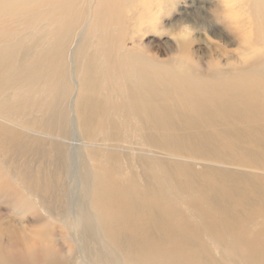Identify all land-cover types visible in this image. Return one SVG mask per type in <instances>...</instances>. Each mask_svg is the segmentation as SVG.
<instances>
[{
  "label": "bare ground",
  "instance_id": "obj_1",
  "mask_svg": "<svg viewBox=\"0 0 264 264\" xmlns=\"http://www.w3.org/2000/svg\"><path fill=\"white\" fill-rule=\"evenodd\" d=\"M136 1L0 0V18L22 19L0 25L4 210L26 225L37 208L65 211L73 227L83 215L75 251L84 264H264V46H256L264 45V0H242L241 19L218 6L214 35L242 50L230 60L217 41L207 44L208 56L219 50L227 63L209 60L206 71L146 53L138 34L155 20L148 9L139 16ZM130 32L136 44L125 47ZM189 39L176 42L193 54ZM188 192L208 202L203 213L165 205ZM88 205L105 252L91 236ZM3 221L0 237L14 252L0 249V264H65L35 254L39 230L20 233L29 254L18 252Z\"/></svg>",
  "mask_w": 264,
  "mask_h": 264
},
{
  "label": "rangeland",
  "instance_id": "obj_2",
  "mask_svg": "<svg viewBox=\"0 0 264 264\" xmlns=\"http://www.w3.org/2000/svg\"><path fill=\"white\" fill-rule=\"evenodd\" d=\"M167 2L168 0H137L134 6L131 5V8L133 9L135 8V10L138 11L139 16L141 15V11L145 12V10L148 9L149 13L147 14L152 19L155 20L154 27H151L145 31L142 30L140 31V34H138L139 36L137 38V41L138 43H141L140 46L141 48L143 46V49L146 50V53L148 52L149 54L153 55V57L159 58L161 60H165L170 57H174L178 61L180 60L182 63L184 60L183 64H187L191 67L196 66L199 70L206 71L209 70L206 67L207 64H209V60L211 61L220 60L219 66H223L225 65V63H227L226 55L220 54L218 56L219 50L218 52H214L212 55L208 56L206 51L208 50L207 44H211L215 47L213 43L217 41V43L221 46L220 48L225 49V50L222 49L221 53L225 54L227 50L229 53L227 56L231 57L230 60H234L235 54L242 50V48L237 47L238 45L231 44L232 42L227 40L225 37L218 38L217 36L214 35V31H213V27L214 30L218 33L222 29V24L221 27L219 24L221 22L219 21L218 23L216 22L215 18H213V14L215 13V10H217L218 6L221 7L223 5L228 6L227 5L228 3L230 6L234 7V9L232 10V15H234L233 14L234 11L235 15H237L239 19H241L242 13L241 16L238 15V13L241 12L240 8L241 6H243L242 0H173V2L169 3L170 6H167L166 8L165 6ZM125 9H126L125 12L130 13L129 7L125 6ZM255 10L256 8L252 9V15H250L249 17L252 18L253 23L256 21ZM203 18L207 19L206 20L207 22L205 21L203 23ZM9 20L12 21L11 24H15L21 21L22 19L21 17L18 16L3 17L0 18V25L9 24ZM261 20L262 21L260 24L264 25V17H261ZM132 21L131 23H133ZM134 26L135 24L132 27ZM180 29L187 30L189 34L182 36L179 35ZM130 31H132V28H130ZM135 35L136 34H131L130 32L126 37H124L125 40L123 41V44L125 45V47L134 46L136 44V41L134 40L135 39L134 37H136ZM181 37L186 39L190 38L189 40L191 41L193 54H187L181 51L179 43L176 42V40H180ZM256 46L262 48L264 45L258 43ZM7 93H8V89L6 88L3 92V95L0 96V101L2 98L7 97ZM22 112H24L23 107L21 108V113ZM29 115H31V113H28L26 115H21V117H27ZM127 125H128V130H127L128 141L131 142L136 139L138 140V136L133 131V127L135 126V121L130 120L127 123ZM11 126H13L15 129L18 130L16 123H12ZM22 132L25 133L24 130H22ZM37 135L41 136L44 139V141L46 142L48 141L47 138H49V135L42 133H37ZM127 149L130 150V145L127 147ZM137 152L139 154H142L143 152L146 151L143 149H139ZM167 157L170 160L178 161V162L185 163L188 161V158L186 157L183 158L172 155H168ZM85 162L90 166L91 164L90 159L85 157ZM34 164L35 163L32 162L31 166L34 167L35 166ZM195 167L200 168L201 166L195 165ZM8 168L9 167H7V169ZM20 168L21 167H18V170H20ZM17 187L22 189V185L19 183H17ZM31 196L35 203L36 198L33 195ZM194 196L196 195L193 192H188L185 194L181 193L180 195L177 194V197L173 198L174 200L177 199V201H171L173 203H166L165 205L175 204V206L182 211L183 216L193 217L200 213H203L201 209H205L204 207L208 203L206 201L198 200L194 198ZM2 201L3 198L1 196V191H0V211L2 212L0 213V215L4 220L2 226L7 222L9 223V225L5 228V231H8L7 233L10 234L12 238L17 239V242L20 245L18 252L23 254L25 253V255L29 254L27 249L22 248L24 247V245L21 243L22 238L20 236V233L29 232L28 230H34V231L39 230L38 235L39 237L43 238V242L37 245L38 250L35 252V254L42 255L45 253H50L54 256L55 261L61 260L64 261L65 264H84L83 262H81V260H79L78 253L75 251L76 248L75 238L80 230L82 231L83 234V230L81 228V224L83 223V218H84L83 215L80 214L79 217H76V220L79 222V224L77 227L76 226L73 227L68 224V219L70 218V216H68L65 213V211L59 212L58 216H56V214L53 212H50V215L44 214L45 211H43L41 208L40 209L37 208V212L33 214L34 215L33 221L29 225H26L25 223L20 222V221H24L23 218L16 216L12 213L9 214L6 213ZM88 201L89 199L86 201L87 204ZM87 210L91 215V222H90L91 236L93 237L95 245L98 248L103 249V247L99 244L98 234H95L94 232L93 225L95 222L93 221L95 220L93 219V212H92L93 209L91 206L88 205ZM254 226H256V224H254L252 227ZM12 230H16L17 233H13ZM0 249L4 253H7L9 251L14 252L10 240L5 235L0 237ZM103 250L105 252V249Z\"/></svg>",
  "mask_w": 264,
  "mask_h": 264
}]
</instances>
